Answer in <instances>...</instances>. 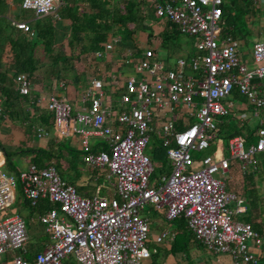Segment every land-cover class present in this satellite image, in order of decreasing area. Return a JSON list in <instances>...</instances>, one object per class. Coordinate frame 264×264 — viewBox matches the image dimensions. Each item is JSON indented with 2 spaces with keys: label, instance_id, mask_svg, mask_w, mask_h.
<instances>
[{
  "label": "built area",
  "instance_id": "2783aa9c",
  "mask_svg": "<svg viewBox=\"0 0 264 264\" xmlns=\"http://www.w3.org/2000/svg\"><path fill=\"white\" fill-rule=\"evenodd\" d=\"M145 2L156 18L191 40L193 54L168 64L151 61L149 51H144L142 58L133 61L138 76L115 84L121 93L114 111L103 92L102 76L91 78L81 91L78 101L84 106L74 109L53 93L36 101L45 102L53 126L35 128V137L76 136L81 164L103 173L113 196L102 197L98 191L89 197L78 195L52 164H28L15 177L0 173V213L11 205L16 183L30 208L43 199L52 206L38 216L48 243L30 263L19 254L26 240L21 218L0 221V257L7 259L0 264H139L149 257L145 206L164 209L167 223L182 219L206 251L226 254L235 264L256 262L251 251L264 244V236L249 224L232 220L227 205L233 202L238 207L241 200L224 190L221 178L231 161L241 169L255 170L254 157L264 153V124L259 122L253 131L252 144L239 136L229 138L224 159L221 154L192 155L206 151L217 138V126L232 107L225 99L233 89L251 107L253 116L264 109V38L252 45L248 67L234 41L220 34L225 0ZM59 5L58 0H20L19 8L40 18ZM13 27L31 36L26 22L13 23ZM117 43L110 38L92 58H101ZM13 83L19 96H28L30 81L25 74H17ZM153 132L165 150L169 172L152 185V165L144 150ZM90 137L100 138L104 149L93 153ZM167 235L162 233L154 243Z\"/></svg>",
  "mask_w": 264,
  "mask_h": 264
},
{
  "label": "trees",
  "instance_id": "16d2710c",
  "mask_svg": "<svg viewBox=\"0 0 264 264\" xmlns=\"http://www.w3.org/2000/svg\"><path fill=\"white\" fill-rule=\"evenodd\" d=\"M58 1L60 5L52 14L35 18L30 13L26 20H22L26 22L31 36L16 30L13 25H8L0 17V121L5 120L6 123L16 124L26 139L34 133L35 128L40 127L46 130L52 128L53 118L51 112L37 108L35 99L29 94L28 96H19L17 94L13 83V79L17 74H25L31 84L32 78L42 79L38 71L45 67L48 69L43 74L47 81L46 88H51L54 83L75 80L77 78L74 65L76 58L101 52L103 45L110 38L117 39L118 46L128 45L132 47L133 35L136 32L142 33L145 35L146 46L150 48L153 42L156 46L155 50H148L149 58L154 60L157 55L155 53L156 50L164 51L168 55L173 54L172 51L178 47V37L182 36L174 25L160 18H156L153 14L151 16V13L147 14L146 11H148L149 7L146 5L145 0ZM236 4L241 5L240 8L244 6L245 10L243 12L239 11V9L237 10L235 7ZM248 5L249 3L246 0H232L227 5L223 3L221 6V17L218 23L219 26H224L220 30L221 36L227 35L234 41V33L242 29V27L235 25L236 13L239 15L242 14L243 16L248 15L250 10ZM230 11L233 13H230ZM151 17L154 18L153 23L159 21V24L162 26V29L155 35L150 25L147 24ZM55 23L65 29L63 37L65 41L64 47L56 44L54 41ZM64 48H67V53L63 50ZM134 52L136 55L142 54L135 49ZM185 58H189V56ZM234 92H236L235 89H233L232 93ZM224 119L225 122L223 123ZM221 121L222 124L218 128V134H221L225 141L234 135H239L243 129V124L236 121L239 124L232 126V129L228 130L227 123L235 121L230 116L223 118ZM175 127H179L177 121H175ZM252 138L253 132H249L246 135L247 143ZM149 139L156 143V146L150 148L147 145L144 150L145 155L148 156L153 167L149 177V183L151 184L156 179L154 176L156 172L159 174V180L161 176L168 174L169 167L165 159V150L160 148V143L154 132L150 134ZM103 149L104 146L100 145L91 151L96 153ZM0 152L4 156V167L10 173H15L16 176L17 172L14 170L10 161L11 154L6 153L1 145ZM24 152L29 151L25 150ZM30 152L32 153L30 164L37 167L52 164L59 175V161L64 158V153H67V157L70 160L73 157L77 158L78 155L80 157L79 152L65 147L62 141L59 140L50 141L46 149H37ZM223 157L224 155L221 156V158ZM87 169L91 178L94 177V181L97 184L102 183V179L98 177L99 173L97 171ZM233 176L231 173L230 178H233ZM244 178L250 181L252 174ZM70 184L73 185L71 182ZM16 188L20 194L17 183ZM84 189L75 188V191L81 196H88V193L93 190L90 189L88 193H82ZM250 194H252V191H250ZM23 203L30 208L25 202ZM252 204L255 207L258 203L254 199ZM30 209L34 210L37 215H40L49 210V205L46 200H40L35 207ZM174 222L179 230H183V224L180 218L175 219ZM254 227H252L254 230L259 229L257 225ZM181 248L184 247L182 246ZM175 250L176 242H173L170 246V251L174 252ZM32 251L34 250L26 247V253L22 254V258L30 262L32 259L30 253Z\"/></svg>",
  "mask_w": 264,
  "mask_h": 264
},
{
  "label": "crops",
  "instance_id": "0c3cea01",
  "mask_svg": "<svg viewBox=\"0 0 264 264\" xmlns=\"http://www.w3.org/2000/svg\"><path fill=\"white\" fill-rule=\"evenodd\" d=\"M18 1H20V0H0V17L8 25H13V23H16V22H24V21H18L17 19H15L17 9L20 7L18 4ZM231 1L232 0H225L224 3H225V5H227ZM246 1H247V3H249V5H248V7L250 9L249 12H252L253 9H256L260 6L264 7V0H254V2L252 0H246ZM146 5L148 6V4H146ZM240 6L241 5L236 4L235 7L237 10L239 9V11L243 12L245 10V7L242 6L240 8ZM149 11L151 12V10H149ZM234 11H236V10H234ZM230 13H233V12L230 11ZM151 16H152V12H151ZM153 22H154V18L151 17L147 24L150 25ZM222 22H223V19H222ZM245 22H246V25L248 26V32H244L243 29L237 30V33H234L235 34L234 41L243 42V34L244 35H248V34L253 35L254 36L253 40H252L253 44L264 38V32H263L262 28L260 27V26H262L263 21L261 20V18L259 16L254 15V13L252 12L250 15L249 14L247 15ZM159 23H160L159 21H156L155 24H159ZM54 27H55L54 28L55 29V36H54L55 40L54 41L56 44L62 45L64 47L65 41H64L63 37L65 34V29L61 28V26L57 23L54 24ZM221 28H224V26H221ZM245 33H247V34H245ZM145 41H146L145 35L142 33L136 32L133 35L132 47H130L128 45L118 46L117 45L118 43H117L116 45H114L117 47L116 50H114L113 49L114 46H112L111 50L109 52H107L104 56H102L99 59H93L94 63L97 64V66H98L95 69L97 74H94L93 77L86 79L87 82L85 81L84 78L81 77L82 74H78V72H80V71H77L76 72L77 78L75 80H73V81H67L66 80L64 82L62 81L63 84L61 82L60 83H54L51 88H46V86H47L46 82L47 81L45 80V77L43 74L45 73V71H48V69L44 67L38 71V73L40 74V78L42 77V79L44 78V80L42 81V79L37 80V79L32 78L31 84H30L29 95L31 97H33L35 99V101H41V100L45 99V96L48 93H53V94L57 95L58 97L64 98L75 109L76 107L84 106V104L79 103V101H78L79 95L81 94V91L88 86L89 80L91 78H94L97 76H102V78H103L102 81H103V92H104V94H106V95H108V94H114L115 95L117 93L120 94L121 93L120 89H117L115 84L116 83L121 84L123 79L127 78V77H123V75H122L123 70L129 68L134 73V70H133L134 62L133 61L131 62V60H129L128 58L123 57L124 53L128 52L129 55H131V56H129L131 58L132 55L135 54V53H132V52H134V47L138 46V45L141 46V48L139 50V52H141V53H144V51H148V50L149 51L153 50V49L155 50L156 46H155V44H153L154 42L152 43L151 47L149 48L148 46H146ZM101 52H102V50H101ZM193 52L189 55V57L193 54ZM155 53L157 54L156 58L154 60H151V61H164V62L170 64L173 62L174 59L180 57L179 56V57L173 58V55H169V56H171L169 58L168 56H166V53L164 51H160V50H156ZM90 56H92V55H90ZM140 58H142V54H141V57H139L138 59H140ZM125 60L128 61L127 64H124ZM243 62L248 67H250V65H251V53H250V56H248L245 60H243ZM100 63H101V65H99ZM35 80L37 82H35ZM66 84H71L74 88L73 97L71 99H66V97L63 96L60 92V89H64ZM260 84L261 83H259L258 85H260ZM106 97L109 98V100H110L109 96H106ZM231 103H232V107L229 111L228 116L232 117L235 120V122L237 121L240 124H243V126L241 125L243 127V129L240 132V134L234 135V136L242 137L246 141V135L249 132H253L257 128V125L259 122H262V124H264V112H259L256 117L253 116L255 118H258V121H257V123L253 129H248L244 124L246 122V120H244V119L246 116L245 113H250L251 115H253L251 107L246 103L245 100L244 101H237V100L234 101L233 100ZM36 104H37V108L44 110V108H45V102L44 101H42L40 103H36ZM115 109H112V111H114ZM262 110H264V109H262ZM224 122H225V119H224L223 123ZM221 124H222V121L217 126V129L219 128V126ZM227 125H228L227 129L231 130L232 127L230 126V122H228ZM151 127L154 130H156V128H157V127L152 126V125H151ZM178 128H180V125ZM220 136H222V135L218 134V130H217V137H220ZM55 140L67 141L68 148L78 152V138L76 136L71 135V136H68L66 138H57L56 136L54 137L51 135L47 139H37L33 133L31 136H29L26 139V138H24L21 129L18 128V126L16 124L6 123L5 120L0 121V145L2 146L4 151L6 152L7 150H11V151H13L12 153H15L18 150H19V152H16V153H20V151L24 152L25 150L29 151V152H27V153H29L28 154V156H29L28 160H26V161L24 160V162H23L25 168L23 170H19L17 173L24 171L26 169V166L28 164H30V159L32 157V153L30 151H35L37 149H46L48 143L50 141H55ZM227 140L225 141V148H226ZM89 144H90V149L92 150L93 148H95L97 146L103 145V141L100 138L90 137L89 138ZM6 153H9V152H6ZM217 154H221V156L224 155V157L222 159L226 158V150L225 149H224V152L217 153ZM263 154H260V155H263ZM203 156H205V155H203ZM257 156H259V155H257ZM63 157L64 158L59 161V164L61 165L59 168L63 169V171H64L65 169H68L70 167V164L72 161L70 159H68L67 153H64ZM195 158H200V157H195ZM78 160L80 161V159H78ZM167 164H168V162H167ZM246 168L241 169L237 162L231 161V162H229L227 172L225 173L223 178H221L224 190L228 193L233 194L234 196H236L238 199L241 200V204L238 207L235 205V203L231 202L227 205V208L231 204L230 206H232V207L228 208V210L231 212L232 220L240 222V223L249 224L251 226V228L252 227L255 228L254 226L257 225L259 229L254 230L252 228V230L254 232H256L257 234L264 236V179L257 177L258 181L260 182V185L257 187L253 186L252 185V184H254V183H252L253 177L251 178L250 181H247L244 178L250 174L246 170ZM0 169L6 170V172H2L0 170V173L7 175V176L15 177V173H13V174L10 173L9 170L6 167H4V156L1 152H0ZM152 169H153V167H152ZM82 170L88 171L87 168L86 169L84 168V169H81L79 172L81 173ZM243 171L245 173H243ZM60 172H62V171L60 170ZM237 172L238 173L241 172L240 175L242 174L241 175L242 177L238 178L236 176H233V178H230L231 173L233 175H236ZM81 174H83V173H81ZM163 176H166V175H163ZM163 176H161V177H163ZM88 177H89L88 178L89 183H88L87 187H80L79 185H76V182L74 181L73 178L72 179L69 178V179H67V181H64L63 179H61V180H63V182L65 184L72 186L74 188V190H75V188H81L82 190L85 188L82 193H84V192L88 193V190L93 189L92 192L88 193L89 194L88 196H82V197H89L90 195L94 194L95 191H98V195L102 196V197L113 196L112 190H110L109 186L107 185L108 183L104 180L103 173H99V175H98V177L102 179V183H99V184H97L94 181V177L91 178L90 174ZM229 181H231V183H229ZM70 182L73 185H71ZM158 182H159V180H158ZM151 184L153 185V184H155V182H153ZM250 191H252V194H250ZM16 195L18 196L21 203H23L21 193L19 194V192L17 191V188L15 186V188L13 190V200H12L11 205L15 202V196ZM254 199L258 203L257 205H255V207H253V204H252ZM48 205H49V208H52V206L49 203H48ZM152 211H153V214L150 218H148L146 216V218L148 220V234H147V238L145 241V247H146L147 251L149 252V257L145 260H141L139 264H151V263H154V264H235L231 260V258L226 254H213L211 252L206 251L200 244H198L193 239V236L187 231V229L185 228L184 221L182 219L181 220H182V224H183V226H182L183 230H179L176 227V224L174 222L175 220H173L170 223H167L165 221L164 209H162V208L153 209L152 208ZM149 225H152L151 231L149 229ZM43 233H44V231H43ZM149 233H151V234H149ZM162 233H167L168 234L167 237L164 238L160 243H154V239L156 237H158L159 235H161ZM44 235L46 237V241L42 243V247L40 250H37V251L34 250V251H32V253H30L32 255L31 261L33 260L34 255L39 253L44 248V246L48 243V238H47L45 233H44ZM173 242H176V250L174 252L170 251V246ZM182 246L184 248H181ZM26 247H27V244H26V240H25L24 252L19 253L21 257H22V254L26 253ZM178 247H179V249H178ZM251 252H252V255L256 258V262L254 264H264V244H262L259 248H253ZM1 258H2V260H0V263L7 260L4 257H1ZM236 264H241V263H236Z\"/></svg>",
  "mask_w": 264,
  "mask_h": 264
},
{
  "label": "rangeland",
  "instance_id": "374dc122",
  "mask_svg": "<svg viewBox=\"0 0 264 264\" xmlns=\"http://www.w3.org/2000/svg\"><path fill=\"white\" fill-rule=\"evenodd\" d=\"M18 4L20 5V1H18ZM252 12L254 13V15L259 16L261 18V20L263 21L262 26H260V27L262 28V30L264 32V7L260 6L256 9H253ZM252 12H249L248 14L250 15ZM146 13L150 14L151 12L148 10V11H146ZM29 14H30V12L23 11V10H20V8H18L16 15H15L16 16L15 19H17L18 21L26 20L29 17ZM236 14L237 15H236V19H235V25H237L238 27H242L244 32H248V26L246 25V22H245L247 15L243 16L242 14L241 15H239L238 13H236ZM150 27H151L154 35L162 29L161 24L151 23ZM245 34H247V33H245ZM253 37L254 36L250 35V34H248V35L243 34V42L234 41V47H235L237 53L240 55L241 60H245L248 56H250L251 46L253 44L252 43ZM177 42H178V47L175 48V50L172 51L173 54H171V55H173V58H176L179 56L181 58H185V57H188L193 52L194 49L192 48L191 40L189 38L184 37V36H179ZM140 48H141V46H139V45L134 47V49L137 51H139ZM113 49L116 50L117 47L114 46ZM63 50L65 51V53H67V48H64ZM132 53H135V52H132ZM129 56H131V55H129L128 52H125L123 57L128 58L132 62V61H136L139 57H141V54L140 55L134 54V55H132L131 58ZM166 56H168L169 58L171 57L168 54H166ZM74 65L76 67L75 71L76 72L80 71V72H78V74L81 73L82 74L81 77L84 78L86 82H87L86 79L93 77L94 74H97L95 69L98 66H97V64L94 63V60H93L92 56H90V55L77 57L75 62H74ZM99 65H101V63ZM122 75H123V77L129 76V77H135V78L138 76V75H135L129 68L123 70ZM36 79L39 80V78H36ZM35 82H37V81L35 80ZM60 92L63 96L66 97V99H71L73 97L74 88L71 84H66L64 89H60ZM106 96L110 97V104H111L112 109H115V108L118 109L119 94L118 93L115 95L114 94H108ZM233 100L234 101L235 100L244 101V99L239 94H237L236 92L230 94L225 99V101H227V102H232ZM260 112H264V110H262ZM245 115H246L245 119H244V120H246V122L244 123L245 126L248 129H253L254 126L256 125L257 121H258V118L253 117V115H251L250 113H245ZM238 124L239 123H237L235 121L230 122L231 127L238 125ZM61 141L65 147H68L67 141H63V140H61ZM253 142H254V138L251 139L249 144H252ZM147 145L150 148V147L156 146V143L153 140L149 139V142ZM224 149H225V140L223 139L222 136H220L211 142L210 147L206 151H204L203 153L193 154L192 156L201 157L203 155H209V154L214 156L217 153L224 152ZM18 151H16V152H18ZM6 152H9L11 154L10 161H11V164L14 167V170L16 172H18L19 170H23L25 168L23 162H24V160L25 161L28 160V158H29L28 154L29 153H27V152L12 153L13 151H11V150H7ZM77 158L80 159L79 155L77 156ZM77 158H75V157L71 158L72 162L70 164V167L68 169H65L64 171H63V169H60L62 172H60L59 176L64 181H67V179H69V178L70 179L73 178L74 181L76 182V185H79L80 187H87L88 183H89V181H88L89 172L83 171V170L81 171V173H83V174H81L79 172L81 169H84V168L86 169L87 167L83 166L82 164H79L80 161H78ZM59 166H61V165L59 164ZM252 166L255 167L256 170H252L251 167H247L246 170L250 174H252V177H253L252 183L255 184V185L254 184H252V185L257 187L260 185V182L258 181L257 177L264 179V155L255 156L253 159ZM0 170L2 172H6L5 169H0ZM240 173L241 172H239V173L237 172L236 175H234V176L240 178V177H242L241 176L242 174L240 175ZM154 176L156 177L154 182H155V184H158L159 174L156 172L154 174ZM230 205L228 208L232 207ZM1 214L2 213H0V221H2L3 219H6V218L12 217V216H17V217L21 218V220L23 221L24 226H25L27 247L31 248L33 250H36V251L41 249L42 243L46 241V237L43 233V227L38 222V215L36 212H34V210H31L26 205L21 203V201L19 200L17 195L15 196V202L7 210H5L2 215ZM152 214H153L152 208L150 206H145L143 209V215L150 218L152 216ZM151 228H152V225H149L150 231H151ZM149 234H151V233H149ZM0 260H2L1 257H0Z\"/></svg>",
  "mask_w": 264,
  "mask_h": 264
}]
</instances>
